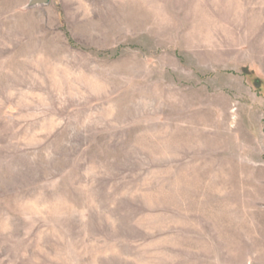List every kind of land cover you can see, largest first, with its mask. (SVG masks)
<instances>
[{"label": "rangeland", "instance_id": "rangeland-1", "mask_svg": "<svg viewBox=\"0 0 264 264\" xmlns=\"http://www.w3.org/2000/svg\"><path fill=\"white\" fill-rule=\"evenodd\" d=\"M0 0V264H264V0Z\"/></svg>", "mask_w": 264, "mask_h": 264}, {"label": "water", "instance_id": "water-1", "mask_svg": "<svg viewBox=\"0 0 264 264\" xmlns=\"http://www.w3.org/2000/svg\"><path fill=\"white\" fill-rule=\"evenodd\" d=\"M50 0H30L29 8L41 7L48 5Z\"/></svg>", "mask_w": 264, "mask_h": 264}]
</instances>
